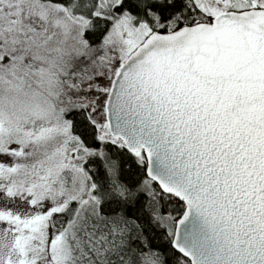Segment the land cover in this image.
<instances>
[{"label": "snow or ice", "instance_id": "1", "mask_svg": "<svg viewBox=\"0 0 264 264\" xmlns=\"http://www.w3.org/2000/svg\"><path fill=\"white\" fill-rule=\"evenodd\" d=\"M0 264H264V0H0Z\"/></svg>", "mask_w": 264, "mask_h": 264}]
</instances>
